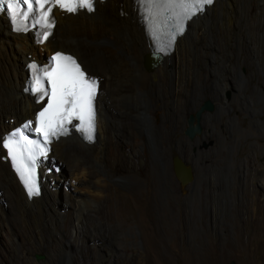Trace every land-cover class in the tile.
<instances>
[{"label": "bare ground", "instance_id": "bare-ground-1", "mask_svg": "<svg viewBox=\"0 0 264 264\" xmlns=\"http://www.w3.org/2000/svg\"><path fill=\"white\" fill-rule=\"evenodd\" d=\"M125 2L95 0L93 10L89 13H65L53 9L52 33L43 44H34L29 33L9 32L5 18L0 16V139L9 128L25 118H31L39 105L21 92L25 78L23 66L29 57L36 58L35 55L41 50L47 54L51 49L69 51L80 61L81 67L88 73L97 72L95 74L98 77L94 140L84 141L71 132L52 142L50 153L45 159L39 160L37 193L30 192L26 196L7 160L2 158L4 152L0 148L2 263L9 257V253L15 256L17 264H67L68 260L74 262L75 255L71 247L86 228L81 218L90 209L97 207L98 211L99 206L105 209L109 220H115L120 226L125 227L131 221L139 220L141 192L146 186L132 185L131 198H111L109 181L115 178L126 182L129 180L113 173L112 167L123 163L132 172L146 171L140 137L143 130L141 112L145 110L142 109L143 87L152 83L160 85L162 91L160 83L167 87L169 81H174L175 69L178 77L183 78L192 64V49L197 40L203 38L208 51H212V60H206L205 65L212 67L216 64L217 67L225 68L227 63L216 59L213 52L233 51L234 47L229 44V33L233 25L231 19L236 16L234 23L237 31L249 37L248 49L253 53V62L264 75V58L260 55L264 34L259 32V28L264 25V0H213L209 6L204 7L201 15H196L186 23L187 28L176 38L171 51L163 55L160 63L149 71L144 69L142 57L153 50V44L145 35L138 0ZM102 26H110L111 31H102ZM192 33L194 37L190 38ZM170 63L171 70L168 68ZM98 72L102 75H98ZM126 87L129 89L126 90ZM260 88L261 85L256 89L254 98V103L259 108L264 104V91ZM130 109L134 111L131 119V147L122 146L118 149L112 145L111 139L113 135H118L123 115ZM147 112L150 111L147 109ZM153 148L154 158L150 161L151 189L158 201L161 197L166 198L170 215L174 205L170 184L173 171L170 161L161 154L162 148L158 145ZM169 152H172V148ZM48 161H53L57 166L47 167ZM61 181L69 182L73 191L76 190L73 195L69 192V187L65 186L67 192L63 202L58 201L57 188L59 189ZM184 189L185 186L182 191ZM161 217L162 220L165 218ZM166 217V246L162 248V255L158 251L163 259L172 258L168 248L175 234L170 216ZM159 224V218H156L155 229ZM90 231L92 234L97 232L96 225ZM37 253L42 254L43 258L34 259Z\"/></svg>", "mask_w": 264, "mask_h": 264}, {"label": "flooded vegetation", "instance_id": "flooded-vegetation-1", "mask_svg": "<svg viewBox=\"0 0 264 264\" xmlns=\"http://www.w3.org/2000/svg\"><path fill=\"white\" fill-rule=\"evenodd\" d=\"M166 89L168 99H158L152 117L143 111L142 137L150 158L163 143L186 173L184 184L174 173L179 234L186 203L189 244L200 259L257 253L264 242V187L253 156L264 153V134L254 119L260 108L251 105L248 71L239 72L236 62L225 68L198 63L186 81H169Z\"/></svg>", "mask_w": 264, "mask_h": 264}, {"label": "rangeland", "instance_id": "rangeland-1", "mask_svg": "<svg viewBox=\"0 0 264 264\" xmlns=\"http://www.w3.org/2000/svg\"><path fill=\"white\" fill-rule=\"evenodd\" d=\"M124 3L125 0H122ZM126 3V2H125ZM128 5V1H127ZM109 9V8H108ZM235 17H232L231 22H233L232 28L229 33V44L234 47L231 53L218 52L216 50L214 55L218 60H224L225 63L236 62L239 66V72H241V68L244 67L249 73V83L253 86V93L256 94V89L261 85V91H264V75L261 74L260 71L256 68L253 62V53L248 49L249 45V37L245 33H238L237 27L234 23ZM67 28V27H66ZM68 29V28H67ZM102 31L109 32L111 31L110 26H102ZM259 32L264 34V25L259 28ZM194 37V33L190 35V38ZM205 38V37H204ZM204 39L200 38L193 45V55L191 57L192 64L186 70V75H183L181 79L178 77L177 69L176 72L173 73V77L176 76L174 81L184 82L187 80L188 73L192 71L194 65L198 63L205 64L206 60L211 61L212 58L210 54L212 51H208V48L205 46ZM59 47V46H57ZM261 51L260 55L264 58V40L260 44ZM69 49V48H67ZM66 49V50H67ZM194 49H196L194 51ZM56 50V49H51ZM51 51V52H52ZM43 52V51H42ZM38 55V53H37ZM46 52H43L41 61H44ZM147 56V54L143 55L142 58ZM25 59H23V62ZM216 66L213 65L212 67ZM211 67V66H209ZM170 70L172 68V64H169L168 67ZM178 68V66H177ZM223 68V67H222ZM97 71V70H95ZM220 69H218V72ZM225 71V70H224ZM222 72L223 77L226 76L225 72ZM91 73V72H90ZM93 73V72H92ZM97 73V72H95ZM93 73V75H97ZM98 75H102L98 72ZM185 76V78H184ZM179 80H178V79ZM205 79L208 80V76L205 75ZM225 83V81L223 80ZM161 86L152 83H147L144 85L142 90V109H148L149 114L153 115L152 110L156 104L159 105L158 99L161 101H167L168 94L167 89L165 88L162 82ZM226 85V83H225ZM164 86V87H163ZM129 88L126 87V90ZM252 93V95H253ZM254 100V96L252 97ZM253 108L256 110L259 109L258 105L251 104ZM127 113V114H126ZM123 115L122 126L119 129L118 135L112 136V145L115 147L122 148L125 146L127 148L131 147L132 136H133V124H132V115L134 114L133 110H128ZM254 119H258L261 131L264 134V104L259 109V113L254 115ZM141 141L143 144L142 157L146 161V171H135L132 172L128 170L127 166L123 163H117L112 167L113 173L121 175L122 177H126L128 182L120 180V179H111L109 181L110 188L109 192L111 194V198H131L130 187L132 185L146 186L145 190L141 192L140 201L142 202L141 212L138 221H131L130 224L120 226L113 219H108L105 214V209L102 206H99L98 211L96 209H90V213H85L82 216V222L86 224V228L84 231L78 236V239L75 243H73L71 247V251L74 253V262L68 260L67 264H264V242L259 243L256 246L258 250L257 253L251 251L250 254H238V255H230L227 258L220 259H207V258H199L196 255L195 250L190 247L189 239H188V228L186 224V203L184 206V222H179L180 227L182 226V234H179L177 222L174 218L175 215V178L174 172L171 178V187L173 192L174 205L173 209L170 212L167 210L166 198L161 197V200H157V196H155L154 191L151 189L152 186V176L150 175L151 171V162L154 158L153 155L150 158L147 151L150 153L149 149L146 151V145L143 142L142 134L140 135ZM156 146V145H155ZM160 148H162L161 154H163L164 159H168L171 164V168L173 171L172 165V152H169L171 147L165 149V145L162 143ZM164 146V147H163ZM158 148V149H160ZM131 157V155H130ZM166 157V158H165ZM54 161V160H53ZM52 161V162H53ZM55 162H58L55 161ZM150 163V164H149ZM264 165V153L260 156L256 150L253 156V168L259 172L261 171L262 182L258 184L261 187H264V168H261L260 165ZM61 166V164L59 163ZM255 177H257V173L254 170ZM64 178V177H63ZM64 186V187H63ZM69 187V192L76 194V190L73 191V186L69 184V182H60L58 193V201L63 202L65 200V193L67 192L66 187ZM150 186V187H148ZM184 185H180V188L183 189ZM148 187V188H147ZM1 189V187H0ZM2 191V189H1ZM143 205V208H142ZM149 206V208H148ZM156 206V207H155ZM156 208V209H154ZM163 220L161 219L162 217ZM166 216H170L173 225L175 226V234L174 240L170 243L168 250L170 256L172 258L163 259L160 255L163 254L162 248L166 246L165 238H164V226ZM156 218H159V226L155 229V221ZM163 221V222H161ZM97 227V232L91 233L90 229L92 226ZM160 228V229H159ZM156 230V231H155ZM157 234V235H156ZM91 237V238H90ZM109 244V245H108ZM163 245V246H162ZM160 249V250H159ZM92 250V251H91ZM160 251V255L158 253ZM35 254L34 259H42V254ZM159 255V256H158ZM160 258V259H159ZM6 260V261H5ZM4 262L0 260V264H17L16 258L12 253H9V257L5 259ZM8 260V261H7ZM7 262V263H6Z\"/></svg>", "mask_w": 264, "mask_h": 264}, {"label": "water", "instance_id": "water-1", "mask_svg": "<svg viewBox=\"0 0 264 264\" xmlns=\"http://www.w3.org/2000/svg\"><path fill=\"white\" fill-rule=\"evenodd\" d=\"M56 50H59V51H62L64 53H68L70 55H72L71 52L69 51H64L62 49H56ZM73 56V55H72ZM161 57L162 55H160L159 53H154L153 51L150 50V53L147 54V56L144 57L143 59V67L146 71H149L151 70L152 68L156 67L158 63H160V60H161ZM76 60V59H75ZM77 61V60H76ZM78 63H80V61H77ZM81 64V63H80ZM86 73L87 70L84 68V67H81ZM25 73V77H26V70L24 71ZM88 74H92V73H88ZM206 109H209L210 106L208 103H205V106H204ZM142 119H143V112H141V123H142ZM143 126V124H142ZM57 166L56 163H53L51 161H48L46 163V166L47 167H51V166ZM172 165H173V171L174 173L176 174L177 178L179 179V181L181 182V184H184L185 181H186V173H184L182 170L179 169L178 165L176 163L173 162L172 160Z\"/></svg>", "mask_w": 264, "mask_h": 264}, {"label": "clouds", "instance_id": "clouds-1", "mask_svg": "<svg viewBox=\"0 0 264 264\" xmlns=\"http://www.w3.org/2000/svg\"><path fill=\"white\" fill-rule=\"evenodd\" d=\"M212 1H213V0H212ZM212 1H211L210 3L204 5L203 8H202V10L199 11L198 13H196L195 15H193L191 18L195 17L196 15H201V14L203 13V11H204V7L209 6V5L212 3ZM191 18H189V19L185 22V26H184V30H183V32H184L185 29L187 28L186 23L189 22V20H190ZM183 32H182V33H183ZM182 33H181V34H182ZM181 34L177 35V36L175 37V40H176V38H177L178 36H180ZM175 40H174V41H175ZM173 44H174V42H173ZM173 44H172V45H173ZM171 49H172V47L170 48L169 51H171ZM169 51H168V52H169ZM168 52H167V53H168ZM154 53H156V52H154ZM167 53H165V54H167ZM165 54H160V55L163 56V55H165ZM89 75H90V74H89ZM95 119H96V117H95ZM95 121H96V120H95Z\"/></svg>", "mask_w": 264, "mask_h": 264}]
</instances>
